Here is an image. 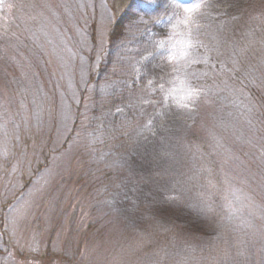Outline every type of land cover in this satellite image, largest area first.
Wrapping results in <instances>:
<instances>
[{
    "label": "rangeland",
    "instance_id": "obj_1",
    "mask_svg": "<svg viewBox=\"0 0 264 264\" xmlns=\"http://www.w3.org/2000/svg\"><path fill=\"white\" fill-rule=\"evenodd\" d=\"M0 264H264V0H0Z\"/></svg>",
    "mask_w": 264,
    "mask_h": 264
},
{
    "label": "trees",
    "instance_id": "obj_2",
    "mask_svg": "<svg viewBox=\"0 0 264 264\" xmlns=\"http://www.w3.org/2000/svg\"><path fill=\"white\" fill-rule=\"evenodd\" d=\"M134 19L133 13L129 12L119 17L116 24L111 29V39H119L123 36L124 29L126 30L127 23H131L130 20Z\"/></svg>",
    "mask_w": 264,
    "mask_h": 264
},
{
    "label": "snow or ice",
    "instance_id": "obj_3",
    "mask_svg": "<svg viewBox=\"0 0 264 264\" xmlns=\"http://www.w3.org/2000/svg\"><path fill=\"white\" fill-rule=\"evenodd\" d=\"M181 106L186 107V105H181Z\"/></svg>",
    "mask_w": 264,
    "mask_h": 264
}]
</instances>
